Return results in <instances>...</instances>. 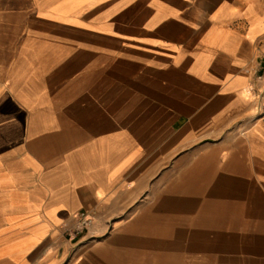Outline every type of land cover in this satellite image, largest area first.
Returning a JSON list of instances; mask_svg holds the SVG:
<instances>
[{
  "label": "crops",
  "instance_id": "crops-1",
  "mask_svg": "<svg viewBox=\"0 0 264 264\" xmlns=\"http://www.w3.org/2000/svg\"><path fill=\"white\" fill-rule=\"evenodd\" d=\"M263 54L264 0H0V264L81 210L73 264H264Z\"/></svg>",
  "mask_w": 264,
  "mask_h": 264
},
{
  "label": "rangeland",
  "instance_id": "rangeland-1",
  "mask_svg": "<svg viewBox=\"0 0 264 264\" xmlns=\"http://www.w3.org/2000/svg\"><path fill=\"white\" fill-rule=\"evenodd\" d=\"M114 221V219L105 220L104 228L101 229L100 225L97 226V220L94 218L92 224L88 228H84L79 236L73 240H70L69 236L64 233L61 240L69 246L68 260H71L70 264H73L77 256L84 250L87 254H94L96 247L108 241L106 237L110 236ZM101 264L110 263L104 260Z\"/></svg>",
  "mask_w": 264,
  "mask_h": 264
},
{
  "label": "built area",
  "instance_id": "built-area-1",
  "mask_svg": "<svg viewBox=\"0 0 264 264\" xmlns=\"http://www.w3.org/2000/svg\"><path fill=\"white\" fill-rule=\"evenodd\" d=\"M262 63L264 64V54L262 56ZM256 110L258 114H261L263 103H262V95L259 96V101L256 104ZM94 219L93 212L91 210H81L75 216L74 223L65 229L64 233L69 236L70 240L75 239L79 234L84 230V228H88Z\"/></svg>",
  "mask_w": 264,
  "mask_h": 264
}]
</instances>
